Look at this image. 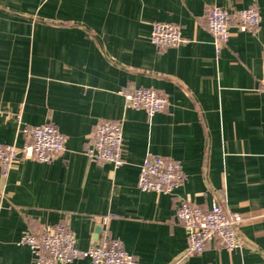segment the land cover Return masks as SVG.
<instances>
[{"label": "crops", "instance_id": "0c3cea01", "mask_svg": "<svg viewBox=\"0 0 264 264\" xmlns=\"http://www.w3.org/2000/svg\"><path fill=\"white\" fill-rule=\"evenodd\" d=\"M212 6H254L259 25L240 32L232 21L216 54L205 22ZM156 22L177 26L185 42L155 47ZM263 44L264 0H0V145L21 148L22 126L50 124L66 137L49 163L0 169V264H34L22 233L57 223L79 249L113 238L139 264H264ZM135 87L155 90L166 108L148 116L126 107L120 91ZM101 122L120 124L119 168L85 155ZM147 153L181 165L186 181L173 195L138 189ZM212 195L242 215L252 249L212 243L185 254L176 205L206 209Z\"/></svg>", "mask_w": 264, "mask_h": 264}, {"label": "built area", "instance_id": "2783aa9c", "mask_svg": "<svg viewBox=\"0 0 264 264\" xmlns=\"http://www.w3.org/2000/svg\"><path fill=\"white\" fill-rule=\"evenodd\" d=\"M232 21H235L234 25L240 32L255 31L259 25V12L254 6L237 11L216 6L208 8L206 28L213 39L216 54L229 41ZM149 39L161 49L185 42L177 26L161 22L152 24ZM261 58L264 64V44ZM120 93L126 107L143 110L148 116L162 112L167 106L166 99L150 88L135 87ZM19 132L25 139L21 148L0 145L3 176L7 175L15 159L49 163L64 151L66 137L50 124L22 126ZM122 143L120 124L101 122L95 125L88 138L85 155L93 162L109 163L119 168L123 164ZM185 181L186 175L177 161L147 153L139 168L137 187L141 192L173 195ZM175 219L187 233V256L201 255L212 243H218L229 253L253 248V244L241 234L242 215L227 210L220 196L212 195L206 209L180 199L176 205ZM105 221L106 218H103L102 224ZM19 242L29 248L34 264H69L79 258L88 259L90 264H139L123 244L113 238L103 237L88 249H79L66 223L44 225L39 234L26 231Z\"/></svg>", "mask_w": 264, "mask_h": 264}]
</instances>
